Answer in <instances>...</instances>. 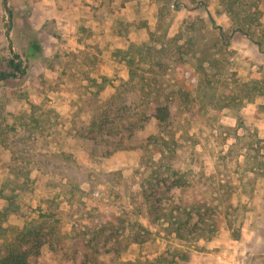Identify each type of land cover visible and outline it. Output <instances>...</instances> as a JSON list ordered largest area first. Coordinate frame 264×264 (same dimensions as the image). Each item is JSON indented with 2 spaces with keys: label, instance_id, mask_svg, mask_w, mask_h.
Listing matches in <instances>:
<instances>
[{
  "label": "rangeland",
  "instance_id": "1",
  "mask_svg": "<svg viewBox=\"0 0 264 264\" xmlns=\"http://www.w3.org/2000/svg\"><path fill=\"white\" fill-rule=\"evenodd\" d=\"M173 1L102 0L94 15L112 18L126 37L111 51L96 26L81 23V37L95 40L76 54L61 48V20L53 15L60 1L7 0L13 14L9 46L0 0V71L9 70L5 57L11 51L24 58L32 37L42 45L40 55L28 58L25 74L0 81V192L8 199L0 196V211L8 205L0 216V249L29 221L46 220L52 232L40 252L30 255L31 264H210L223 251L244 264H264V53L229 32L220 0H208V11L223 28V39L210 28L206 11ZM255 1L264 24V0ZM141 43L158 50L153 56L159 96L172 100L178 151L173 165L187 170L192 190L214 207L210 219L218 228L211 237L158 234L141 218L131 191H117L124 184L133 188L128 179L143 155L139 144L149 145L158 131L137 78L123 84L129 58L135 57L132 66L149 67L148 58L138 56ZM110 60L118 64L109 67L110 75L101 74ZM99 75L105 79L94 95L92 79L99 81ZM97 148L115 151L101 156ZM93 186L100 191L89 197ZM17 205H30L33 212L9 211ZM102 210L107 217L101 220L114 230L107 243L66 254L61 239L68 240L77 216ZM130 222L131 235L144 238L140 244L124 239L128 227L116 232Z\"/></svg>",
  "mask_w": 264,
  "mask_h": 264
},
{
  "label": "trees",
  "instance_id": "2",
  "mask_svg": "<svg viewBox=\"0 0 264 264\" xmlns=\"http://www.w3.org/2000/svg\"><path fill=\"white\" fill-rule=\"evenodd\" d=\"M6 3L7 0H2L8 16L5 20L6 37L9 40V46H11V38L8 31L13 25V14ZM178 4H180L179 0H174L171 3L172 6ZM220 4L222 12L226 13L230 18L229 32L246 37L257 47L259 52L264 53V24L261 21L262 13L256 1L220 0ZM184 6L187 10L201 9L206 11L210 28L217 31L219 38L223 39V28L216 24L213 16L208 11V0H187ZM224 42L228 44L227 41L224 40ZM136 48L138 56L143 53L148 58L149 67L145 68L143 66V69H140V65H137V67L135 65L132 66L135 57L129 58L127 60V64L130 66L129 78L123 84L127 85L134 78H137L139 81L137 90H140L145 95L146 99L144 100L150 106V116L154 119L158 131L148 139L150 141L153 137L155 138V140L150 141L151 143L148 142L149 145L142 141L139 144V147L143 150V155L138 167L133 169L128 179L132 181L133 188L129 189L127 184H124L117 191H131L129 196L137 198V203L140 206L138 213H140L141 218L149 226L156 229L158 234L164 232L184 240H193L204 236L211 237L218 228L216 219H210L213 217L214 207L208 205L207 200L202 196L203 194L195 193L192 190L193 186L189 182L187 170L175 169L173 165V158L178 151L174 140L175 132L172 128V113L170 109L172 100L170 96H159L162 87L161 85L157 86L156 83L154 65L157 64V58H155L156 54L153 56L154 52L158 50H155L153 45L148 43H141ZM129 50H127V53ZM41 53L42 45L36 37L29 39L24 58L11 51L9 56L5 57V63L9 70L0 71V81L14 80L25 74L28 67V58H34ZM66 55L67 53L63 52L62 56ZM24 61L25 65H23ZM99 78V81L92 79L97 84L94 95L99 94L102 89V80L105 79L101 75H99ZM95 124L99 125L100 123L96 122ZM95 151L99 152L101 156H108L115 149L97 148ZM155 154H158L157 159L154 158ZM89 191H92L89 194V197H91L100 190L93 186ZM101 191H104V189ZM86 195L84 193V196ZM0 196L7 198L2 193ZM18 198H21V195ZM6 208H8V205L0 211V216L6 213ZM9 211L23 212V215L29 216L33 212V208L30 205H25V207L17 205V207ZM106 214L107 211L105 210L99 211L95 215L90 212L87 217H82V213L79 214L71 227L70 234L67 235L68 240L64 241L65 245L62 244L63 240L61 239V249L64 252L67 251L66 254L75 255L79 252H88L87 246L91 247V245L102 242L107 243L108 237L111 236L114 230L108 229L106 223L101 220L107 217ZM94 218L100 219V222L94 221ZM138 226L142 225L139 224ZM127 227L128 233L125 234L124 239L127 240V236L131 238V242L140 244L144 238L139 239L137 233L131 235L134 232V223L122 224L116 232L120 234ZM50 229V222L46 220L29 221L19 231L17 236L6 242L4 249H0V264H31L30 255L40 252L41 247L45 244L44 239L48 234L47 231L52 232ZM161 237L163 236L161 235ZM147 260L152 262L155 259ZM175 262H179V257Z\"/></svg>",
  "mask_w": 264,
  "mask_h": 264
},
{
  "label": "crops",
  "instance_id": "3",
  "mask_svg": "<svg viewBox=\"0 0 264 264\" xmlns=\"http://www.w3.org/2000/svg\"><path fill=\"white\" fill-rule=\"evenodd\" d=\"M60 3L58 7L61 6V9H55V13H53L54 17L61 20V48L67 49L69 52L80 53L81 50L85 49V43H90L94 36L91 37H81L79 34V26L81 23L84 24L85 27H91L94 30V26L97 27V36L100 41L103 40L104 45L109 44V48L111 51L114 50L115 42L120 40L123 34L119 33L115 29V24L113 25V19L107 18L106 14L103 15V18H98L94 15L95 8L102 4V0H58ZM46 2V1H43ZM44 4V3H43ZM42 4V6H44ZM121 13V12H120ZM110 19V20H109ZM80 35V36H79ZM129 37H131L129 35ZM97 38V39H98ZM133 38H130L132 41ZM111 63L106 62L102 65L103 69L106 72H102L101 74L110 75L111 71L109 70L112 66L118 64L114 60H110ZM110 67V68H109ZM3 202L0 200V207ZM232 253V252H230ZM235 255L234 253H232ZM214 255L210 264H215Z\"/></svg>",
  "mask_w": 264,
  "mask_h": 264
},
{
  "label": "built area",
  "instance_id": "4",
  "mask_svg": "<svg viewBox=\"0 0 264 264\" xmlns=\"http://www.w3.org/2000/svg\"><path fill=\"white\" fill-rule=\"evenodd\" d=\"M215 260V264H244L238 257L226 251L216 254Z\"/></svg>",
  "mask_w": 264,
  "mask_h": 264
},
{
  "label": "water",
  "instance_id": "5",
  "mask_svg": "<svg viewBox=\"0 0 264 264\" xmlns=\"http://www.w3.org/2000/svg\"><path fill=\"white\" fill-rule=\"evenodd\" d=\"M5 14H6V17L8 18V16H7V12L5 11Z\"/></svg>",
  "mask_w": 264,
  "mask_h": 264
}]
</instances>
